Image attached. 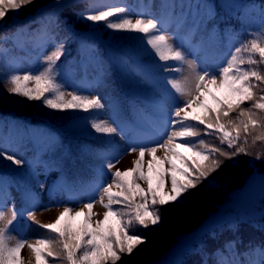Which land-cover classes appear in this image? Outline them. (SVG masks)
Instances as JSON below:
<instances>
[{
  "label": "trees",
  "instance_id": "1",
  "mask_svg": "<svg viewBox=\"0 0 264 264\" xmlns=\"http://www.w3.org/2000/svg\"><path fill=\"white\" fill-rule=\"evenodd\" d=\"M119 6L134 18L155 17L166 32L186 37L199 56V68L213 72L264 27V0H34L19 13L10 11L0 21V151L23 165L0 157V208L14 205L27 213L96 201L115 172L102 165L126 154L124 141L131 147L154 145L169 133L170 105L177 99L165 78L175 81L182 75L177 62L169 61L167 72L158 70L154 65L163 62L144 53L146 45L136 38L140 34L114 33L81 18L89 11ZM60 42L64 55L57 62V80L65 99L73 92L99 97L103 109L58 112L7 92L5 81L13 73L40 72L42 58ZM259 67L264 70V65ZM256 83L259 95L264 83ZM93 119L107 121L118 133H96ZM197 127L201 135L196 141L221 146L215 133L205 135L207 130ZM262 148L264 142H257L249 151ZM184 201L183 206H165L160 225L137 227L147 243L132 256L123 254L117 264H264V159L240 155L226 161ZM218 208L245 213L208 230L205 219ZM39 225L24 220L21 231L36 243L46 235ZM183 236H188V249L165 257ZM230 243L235 247H228ZM8 245L15 246L10 240ZM48 261L53 264L51 257Z\"/></svg>",
  "mask_w": 264,
  "mask_h": 264
},
{
  "label": "snow or ice",
  "instance_id": "2",
  "mask_svg": "<svg viewBox=\"0 0 264 264\" xmlns=\"http://www.w3.org/2000/svg\"><path fill=\"white\" fill-rule=\"evenodd\" d=\"M33 2L0 0V21L10 11L19 13ZM116 17L119 19H113ZM81 18L93 25L102 23L114 33L140 34L136 38L146 45L144 53L154 54L163 62L154 65L155 68L167 72L170 69L165 65L173 61L181 71L186 65L188 73L175 81L165 78L180 101L168 121L170 134L154 145L130 147L128 154L138 151L134 166L115 171L111 182L100 189V203L106 209L103 219L95 224L92 222L95 201L84 204L79 211L64 207L53 223L39 225L46 235L37 238L35 244H28L37 264H49V257L53 264H117L123 254L132 256L138 246L147 243L146 237L136 232L137 227L148 229L160 225L161 211L165 206H183L185 195L208 180L226 161L235 160L240 155L264 159V148L249 151V147H255L257 142H264V88H260L259 95L256 92L259 86L256 82L264 83V70L259 67L264 65V27L254 39L236 48L225 66L213 72L198 70L197 62L188 59L183 49L175 44L176 36L166 32L155 17L141 15L134 18L127 8L119 6L89 11L81 14ZM62 55L64 44L60 42L51 54L42 58L45 66L40 72L13 73L5 81L7 92L28 101H40L48 109L58 112L89 113L103 109L99 97L89 98L73 92L67 93L70 100L65 99L63 85L57 80V62ZM245 64L258 67L245 68ZM29 83L35 86L28 87ZM245 104L249 106L243 107ZM176 125L180 127L177 129ZM197 125L207 130L205 135L215 133L221 146L203 139L196 141L194 138L201 135ZM91 127L96 133L109 137L118 133L117 128L107 121L93 119ZM160 149L165 153L162 158L156 155ZM146 153L150 159L145 169ZM0 157L18 167L23 165V161L2 151ZM118 162L119 157L107 160L102 168L110 171ZM141 182L147 188L142 187ZM113 187L118 191L114 192ZM105 196L107 203L103 202ZM116 205L120 207L115 208ZM25 214L35 220L34 211L23 213L15 207L10 210L0 208V264H22L20 253L25 240L18 239L13 247L8 241L13 238L11 228L14 222ZM228 247L234 248L235 244L230 243Z\"/></svg>",
  "mask_w": 264,
  "mask_h": 264
},
{
  "label": "rangeland",
  "instance_id": "3",
  "mask_svg": "<svg viewBox=\"0 0 264 264\" xmlns=\"http://www.w3.org/2000/svg\"><path fill=\"white\" fill-rule=\"evenodd\" d=\"M173 35L176 36L175 44L183 49V51L187 55L188 59L196 61L197 62V69L201 70L202 68L201 67L199 68V56L196 53L194 46L188 42L186 37L177 35L176 33ZM187 73H188V69H187V66L185 65L183 68L182 75H187ZM182 75L179 78H181ZM179 104H180V101L177 99L175 103L170 105L171 114H173V109L175 107H178ZM168 134H170V131ZM124 143H125L127 152L124 155V157L115 165V167L112 168L113 171H117V170L124 171V170L132 168L135 160L138 158V151L132 152L131 154H128V149L130 148V145L126 141H124ZM156 155L158 157L162 158L165 155V153L162 149H160L157 151ZM149 159H150V156L146 153L145 158H144L145 169L147 168V161ZM165 167H167V165H165ZM141 186L144 188H147V185L144 184L143 182H141ZM168 187L170 188V183L168 184ZM105 201H106V197L104 198L103 202L105 203ZM71 205H73V204H65L62 206H51L48 208H41V209L34 212V216H35L34 221L29 219L28 216H18L17 220L14 222V226L11 228V233H12L13 238L10 239V242L15 245L18 239H24L25 240V246L21 250V253H20L21 259L24 263L35 264V254L28 247V244H35V242L30 240V239H27L24 236V234L21 231V223L24 220L37 222L40 224L53 223L59 217V215L63 212L64 207H66V206L69 207ZM13 207H15L17 209V206H14V205L9 206L7 209L10 210ZM72 207H73L72 209L74 211H79L83 208V204L73 205ZM104 212H105V209L102 207V205L100 203V198H98V200L94 203V207H93V218H92V220H93L94 224L96 221H99L102 219ZM188 247H189L188 246V236H183L180 238L179 242L174 247H172L171 249H169L167 251V253L165 254V257L168 258V257L175 256L176 254L183 253L188 249ZM156 264H159V263H156Z\"/></svg>",
  "mask_w": 264,
  "mask_h": 264
},
{
  "label": "water",
  "instance_id": "4",
  "mask_svg": "<svg viewBox=\"0 0 264 264\" xmlns=\"http://www.w3.org/2000/svg\"><path fill=\"white\" fill-rule=\"evenodd\" d=\"M245 213V210L236 211H225L222 208H218L214 212L210 213L205 219V225L208 229H218L223 224L235 220L236 217L242 216Z\"/></svg>",
  "mask_w": 264,
  "mask_h": 264
}]
</instances>
